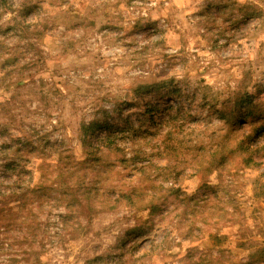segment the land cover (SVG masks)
I'll use <instances>...</instances> for the list:
<instances>
[{
    "label": "rangeland",
    "instance_id": "obj_1",
    "mask_svg": "<svg viewBox=\"0 0 264 264\" xmlns=\"http://www.w3.org/2000/svg\"><path fill=\"white\" fill-rule=\"evenodd\" d=\"M259 126L264 0H0V264H264Z\"/></svg>",
    "mask_w": 264,
    "mask_h": 264
},
{
    "label": "trees",
    "instance_id": "obj_2",
    "mask_svg": "<svg viewBox=\"0 0 264 264\" xmlns=\"http://www.w3.org/2000/svg\"><path fill=\"white\" fill-rule=\"evenodd\" d=\"M257 120L256 121H254V120H251L250 122H249V126H252V125H254V124H257ZM97 125V123H95L94 124V126H96ZM112 132V131H111ZM109 134V133H108ZM105 135V136H109V135ZM252 138L250 139V140H252V141H254V142H258V140H264V127L263 126H259V128H257L254 132H253V134H252V136H251ZM261 138V139H260ZM257 146H251V147H247L245 150L247 151V153H248V160L250 161L252 158H253V156H252V151L256 148ZM241 148V146H239V149ZM27 192H28V190H27ZM25 196H27V193H25L24 194V199H25ZM122 196V195H121ZM127 196H129V195H127ZM33 198H34V196H33ZM23 205H24V203H23ZM23 205H21V207L23 206ZM20 208V206H17L16 208ZM10 215V214H9ZM30 229V228H29Z\"/></svg>",
    "mask_w": 264,
    "mask_h": 264
}]
</instances>
